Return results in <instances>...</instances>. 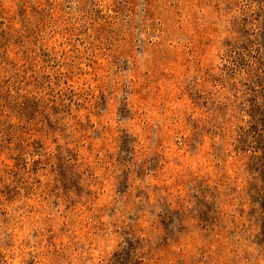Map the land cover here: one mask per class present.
I'll return each instance as SVG.
<instances>
[{
    "label": "rangeland",
    "instance_id": "1",
    "mask_svg": "<svg viewBox=\"0 0 264 264\" xmlns=\"http://www.w3.org/2000/svg\"><path fill=\"white\" fill-rule=\"evenodd\" d=\"M0 264H264V0H0Z\"/></svg>",
    "mask_w": 264,
    "mask_h": 264
}]
</instances>
